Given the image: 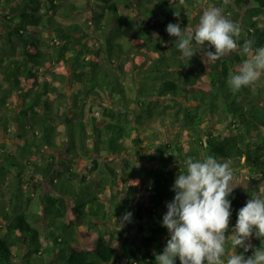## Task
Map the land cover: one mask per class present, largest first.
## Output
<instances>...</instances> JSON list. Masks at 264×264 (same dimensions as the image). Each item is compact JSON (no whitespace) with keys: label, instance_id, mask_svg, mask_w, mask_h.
I'll return each mask as SVG.
<instances>
[{"label":"trees","instance_id":"16d2710c","mask_svg":"<svg viewBox=\"0 0 264 264\" xmlns=\"http://www.w3.org/2000/svg\"><path fill=\"white\" fill-rule=\"evenodd\" d=\"M231 1L211 3L240 26L238 44L264 46V0ZM201 4L0 0V264H156L188 157L213 155L247 173L251 186L228 197L229 233L247 200L264 198V75L233 91L239 49L210 61L214 48L195 45L190 59L166 31L195 28ZM87 6L84 23L60 19ZM105 96L100 118L90 104ZM250 243L235 251L251 256L261 240Z\"/></svg>","mask_w":264,"mask_h":264},{"label":"clouds","instance_id":"9594fccd","mask_svg":"<svg viewBox=\"0 0 264 264\" xmlns=\"http://www.w3.org/2000/svg\"><path fill=\"white\" fill-rule=\"evenodd\" d=\"M185 5V0H179ZM205 9L195 28L181 27L179 23L167 25L166 31L176 37V46L190 59L198 49L195 45H207L214 52L205 51L204 58L216 61L239 49L246 59L229 74L228 85L240 91L256 83L264 75V46L255 47L254 41L237 43L240 26L225 17L219 7L202 0ZM176 17L180 12L174 11ZM193 41L195 43H193ZM185 169L177 174L172 190L174 199L166 204L162 226L170 238L162 253L155 254L156 264H264V198L253 195L239 209L235 227L229 233L231 201L228 197L236 187L232 186L234 170L228 162H221L213 155L203 159L188 157ZM132 213L123 217L129 221ZM253 235L261 240L251 256L238 253L243 248L248 252ZM232 249L228 254L226 245Z\"/></svg>","mask_w":264,"mask_h":264},{"label":"rangeland","instance_id":"374dc122","mask_svg":"<svg viewBox=\"0 0 264 264\" xmlns=\"http://www.w3.org/2000/svg\"><path fill=\"white\" fill-rule=\"evenodd\" d=\"M72 1L74 3H76L78 6H85V4H87L89 2V0H72ZM224 1L232 3L231 0H224ZM201 2H202V0H201ZM209 3H211V0H209ZM204 9H205V5L201 4L198 7L197 11L194 13V25H195V27L198 24L200 16L202 15ZM222 13H223V11H222ZM92 16H93L92 8L90 6H87L82 11V13L74 15L72 18L64 19V18L60 17V19L64 23H67V24H70L72 22L84 23L86 20L91 19ZM224 16L227 17L226 15H224ZM125 82H126V86H127L128 90L132 91L133 86H132L131 79L128 77L125 79ZM97 102L94 101L92 104H90V108H92V110L94 111V113L97 116H100V118H102L101 114L103 111V107L99 104V102L104 103V105H107L109 103V98H107V96H105L102 99H97ZM101 123H103V119H100L99 125H102ZM0 138H2V137H0ZM87 163H90V160L87 158H83L82 161L80 163H78V165L76 167L77 170L79 172H81ZM246 174L247 173L245 171H243L242 169H238V171L234 170V178L232 181V186L236 187V188L233 191L244 190V189L251 186V183L246 179ZM3 189H5V187H3ZM44 189L47 190L48 186H46ZM111 195H112V192L108 191L105 196L104 195L102 196V199H104L106 201V197H110ZM39 227L41 228V230L44 234L43 224H39ZM51 230H52L51 232H53V230H54L55 235H60L62 233L61 222L58 223L57 227H54L52 224ZM44 241L47 243V239L45 238V236H44ZM58 252H59V249H58ZM58 260H59V262L55 263V264H65V262L62 259H58Z\"/></svg>","mask_w":264,"mask_h":264}]
</instances>
